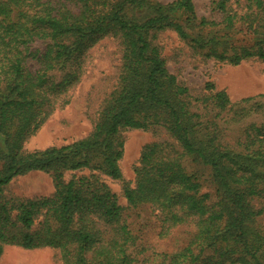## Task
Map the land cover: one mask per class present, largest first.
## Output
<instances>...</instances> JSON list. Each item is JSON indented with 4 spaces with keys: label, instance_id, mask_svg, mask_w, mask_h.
I'll use <instances>...</instances> for the list:
<instances>
[{
    "label": "trees",
    "instance_id": "trees-1",
    "mask_svg": "<svg viewBox=\"0 0 264 264\" xmlns=\"http://www.w3.org/2000/svg\"><path fill=\"white\" fill-rule=\"evenodd\" d=\"M235 3L212 0L213 21L198 17L193 0H0V256L7 246L51 248L64 264H137L145 248L124 212L148 205L162 231H194L156 264H264V119L249 120L264 110V95L233 103L208 83L194 96L155 43L174 32L207 58L264 63V0ZM107 37L119 42L121 67L91 133L26 152ZM124 130L167 136L142 149L129 182ZM34 172L51 176L53 195L8 194ZM102 177L123 183L127 208Z\"/></svg>",
    "mask_w": 264,
    "mask_h": 264
},
{
    "label": "rangeland",
    "instance_id": "rangeland-1",
    "mask_svg": "<svg viewBox=\"0 0 264 264\" xmlns=\"http://www.w3.org/2000/svg\"><path fill=\"white\" fill-rule=\"evenodd\" d=\"M168 4L174 0H153ZM235 1V0H234ZM199 18L220 20L212 10V0H193ZM246 0H236L234 8H239ZM167 62V68L178 81L187 86L192 95L207 93L208 83L216 91H225L233 103L246 98L264 95V63L258 59H248L239 66L207 58L205 52L199 53L182 41L174 32H165L155 39ZM121 67V49L115 38L107 37L95 45L87 54L82 77L66 95L68 104L45 122L41 129L24 145L26 152L42 151L51 147H62L87 137L98 118L102 103L114 90ZM249 120L264 119V110L252 113ZM124 156L120 161L123 178L134 181V168L142 149L151 143L167 139L164 133L124 130ZM207 174V171H204ZM66 176V180H69ZM104 179V180H102ZM118 196L119 203L127 208L123 195V183L102 177ZM214 187L208 182L204 191L211 192ZM54 185L50 175L40 172L30 173L13 181L8 194L23 198H47L53 195ZM258 201H255L257 204ZM130 228L139 236V244L145 248L137 264H156L162 254H170L187 246L194 231L190 227H178L162 231L164 227L151 206L126 209L124 212ZM0 264H64L59 251L51 248L24 250L7 246L0 256Z\"/></svg>",
    "mask_w": 264,
    "mask_h": 264
}]
</instances>
